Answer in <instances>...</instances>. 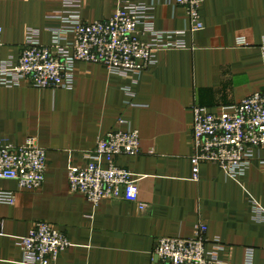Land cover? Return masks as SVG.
<instances>
[{
  "label": "crops",
  "instance_id": "0c3cea01",
  "mask_svg": "<svg viewBox=\"0 0 264 264\" xmlns=\"http://www.w3.org/2000/svg\"><path fill=\"white\" fill-rule=\"evenodd\" d=\"M67 1L73 0H0V63L19 58L29 28L49 44ZM78 1L85 21L107 20L118 5ZM142 1L152 7L158 31H186V47L159 50L137 84L103 65L79 62L70 90L0 85V141L21 145L35 137L48 153L40 189L0 179L1 190L16 194L14 204L0 203V264H23L17 239L37 221L49 222L71 243L55 264H161L158 240L191 237L200 221L224 246L222 261L244 264L252 249L253 263L264 264V223L252 213L254 203L264 208V148L238 177L215 163L200 164L195 176L192 162V107L218 112L264 88V0H203L205 28L197 32L189 31L176 0ZM118 129L141 135V152L118 155L116 162L140 176L143 210L124 199L95 204L70 190L68 168L85 166L97 141Z\"/></svg>",
  "mask_w": 264,
  "mask_h": 264
},
{
  "label": "built area",
  "instance_id": "2783aa9c",
  "mask_svg": "<svg viewBox=\"0 0 264 264\" xmlns=\"http://www.w3.org/2000/svg\"><path fill=\"white\" fill-rule=\"evenodd\" d=\"M117 1L114 15L102 21H85L81 2L67 1L55 15L60 26L51 29L49 44L42 43L38 29L29 28L19 58L0 63V85L16 87L28 83L36 88L70 90L75 87L79 62L103 65L134 85L146 69L157 63L159 50L186 47V31H158L150 13L152 7L144 1ZM176 2L187 12L190 32L205 28L201 17L203 0ZM1 32L0 27V35ZM144 35H150L151 40L144 41ZM261 47L264 52V37ZM127 91L132 93L130 88ZM192 113L195 176L202 163H215L231 177L244 175L257 150L264 148V88L221 111L194 105ZM120 122L126 124L124 120ZM140 152L138 130L110 131L86 154L85 166L68 168L71 192L82 194L95 204L103 199H124L145 209L147 204L140 200V176L116 162L118 155ZM47 162V150L35 137H28L21 145L0 141V179L16 180L26 191L42 187ZM15 202L13 191L0 189V203ZM252 213L257 222L264 223L263 207L254 203ZM17 245L23 251V264H55L71 243L49 222L37 221L27 236L17 239ZM223 249L221 241L211 239L207 225L200 221L191 237H161L155 256L161 264H228L220 259ZM253 260V250L249 249L244 264H254Z\"/></svg>",
  "mask_w": 264,
  "mask_h": 264
},
{
  "label": "water",
  "instance_id": "95a60500",
  "mask_svg": "<svg viewBox=\"0 0 264 264\" xmlns=\"http://www.w3.org/2000/svg\"><path fill=\"white\" fill-rule=\"evenodd\" d=\"M156 261H158V257H156Z\"/></svg>",
  "mask_w": 264,
  "mask_h": 264
}]
</instances>
